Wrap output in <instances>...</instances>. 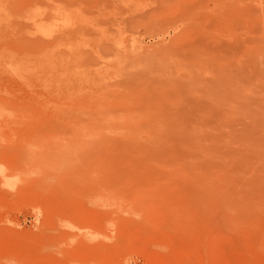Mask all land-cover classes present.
I'll use <instances>...</instances> for the list:
<instances>
[{
  "label": "rangeland",
  "instance_id": "374dc122",
  "mask_svg": "<svg viewBox=\"0 0 264 264\" xmlns=\"http://www.w3.org/2000/svg\"><path fill=\"white\" fill-rule=\"evenodd\" d=\"M0 264H264V0H0Z\"/></svg>",
  "mask_w": 264,
  "mask_h": 264
},
{
  "label": "bare ground",
  "instance_id": "6f19581e",
  "mask_svg": "<svg viewBox=\"0 0 264 264\" xmlns=\"http://www.w3.org/2000/svg\"><path fill=\"white\" fill-rule=\"evenodd\" d=\"M244 10H247V9H244ZM249 10L251 11L252 9H249ZM218 48H220V51H226V50H230L231 49V45L229 43H227V42H224V43H221V45H219ZM236 71H239V70L237 69ZM242 75L243 74H238L237 76H242Z\"/></svg>",
  "mask_w": 264,
  "mask_h": 264
}]
</instances>
